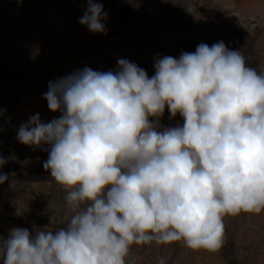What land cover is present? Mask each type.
Here are the masks:
<instances>
[{
  "label": "clouds",
  "instance_id": "9594fccd",
  "mask_svg": "<svg viewBox=\"0 0 264 264\" xmlns=\"http://www.w3.org/2000/svg\"><path fill=\"white\" fill-rule=\"evenodd\" d=\"M87 4L78 22L106 34L103 4ZM117 64L50 81L43 96L61 116L18 129L20 143L49 146L43 168L72 214L56 231L12 228L2 264H129L134 244L152 242L218 252L225 217L264 211V71L223 41L157 59L151 78ZM166 107L182 125L160 130Z\"/></svg>",
  "mask_w": 264,
  "mask_h": 264
},
{
  "label": "rangeland",
  "instance_id": "374dc122",
  "mask_svg": "<svg viewBox=\"0 0 264 264\" xmlns=\"http://www.w3.org/2000/svg\"><path fill=\"white\" fill-rule=\"evenodd\" d=\"M102 3L106 34L93 33L78 21L87 0H0V171L9 179L0 185V237L14 227L30 232L66 227L71 211L66 190L43 168L49 146H27L18 129L39 114L51 112L43 94L56 81L84 68L115 72L118 59L143 68L149 78L164 56L223 41L240 51L250 67L264 71V0H94ZM196 29L194 37L184 34ZM150 121L156 122L155 117ZM160 130L182 125L165 108ZM11 185V187H10ZM225 243L218 252L191 250L183 242L133 245L129 264H264V211L227 216ZM2 264V262H0Z\"/></svg>",
  "mask_w": 264,
  "mask_h": 264
},
{
  "label": "crops",
  "instance_id": "0c3cea01",
  "mask_svg": "<svg viewBox=\"0 0 264 264\" xmlns=\"http://www.w3.org/2000/svg\"><path fill=\"white\" fill-rule=\"evenodd\" d=\"M196 31V29H189L187 31L184 32L185 35H187L189 38L191 37H194L193 36V33Z\"/></svg>",
  "mask_w": 264,
  "mask_h": 264
}]
</instances>
